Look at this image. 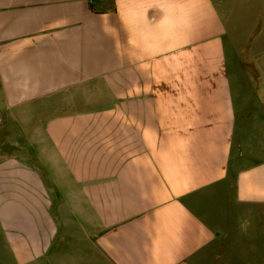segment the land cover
I'll return each instance as SVG.
<instances>
[{"label":"crops","instance_id":"0c3cea01","mask_svg":"<svg viewBox=\"0 0 264 264\" xmlns=\"http://www.w3.org/2000/svg\"><path fill=\"white\" fill-rule=\"evenodd\" d=\"M239 29L264 0H0V264H264Z\"/></svg>","mask_w":264,"mask_h":264},{"label":"rangeland","instance_id":"374dc122","mask_svg":"<svg viewBox=\"0 0 264 264\" xmlns=\"http://www.w3.org/2000/svg\"><path fill=\"white\" fill-rule=\"evenodd\" d=\"M249 38L250 37L248 36V34H246V32L244 33L243 31L240 32V29L236 32V34H231V39L235 40L236 43L234 45L236 47H238L239 45L241 46L242 44L248 43ZM249 44H251V48H250V51H248V53H250L251 51H254V49L258 50L260 49L261 46H264V32L261 34L259 33L255 35V37L250 40ZM237 53L239 54V52ZM231 54H232V57L235 56V53L233 54L232 51H231Z\"/></svg>","mask_w":264,"mask_h":264}]
</instances>
